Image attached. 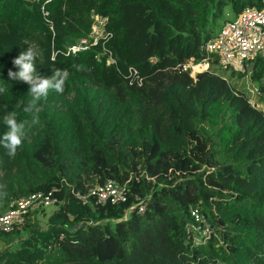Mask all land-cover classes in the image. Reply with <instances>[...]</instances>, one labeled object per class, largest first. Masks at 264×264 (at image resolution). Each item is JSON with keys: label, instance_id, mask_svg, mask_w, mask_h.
I'll list each match as a JSON object with an SVG mask.
<instances>
[{"label": "trees", "instance_id": "1", "mask_svg": "<svg viewBox=\"0 0 264 264\" xmlns=\"http://www.w3.org/2000/svg\"><path fill=\"white\" fill-rule=\"evenodd\" d=\"M244 6L261 0H0V135L5 110L32 119L22 110L30 86L8 78L14 58L32 46L38 74L69 72L63 94L40 102L16 155L0 147V213L36 191L53 189L57 201L45 229L30 225L29 212L0 233L11 241L27 231L0 264H264V111L214 71L182 69L217 66L201 47L225 8L235 16ZM94 17L105 18L96 43L63 55ZM247 66L264 106L263 59L230 75ZM128 67L140 85L128 83ZM108 179L124 185V202L75 197ZM134 195L143 212L126 213ZM190 207L209 224L203 245L184 228Z\"/></svg>", "mask_w": 264, "mask_h": 264}, {"label": "built area", "instance_id": "2", "mask_svg": "<svg viewBox=\"0 0 264 264\" xmlns=\"http://www.w3.org/2000/svg\"><path fill=\"white\" fill-rule=\"evenodd\" d=\"M95 18L97 21L95 19V22L92 23L87 37H82L68 46L64 52H61L63 55L75 54L96 43L102 34L105 18ZM97 32H99L98 35ZM201 49L206 53V59L209 58L208 55L212 54L216 58L217 66L232 71L243 72L246 63L256 57L264 60V0H261L260 7L244 6L231 19L225 20L214 35L204 42ZM105 61L108 64L114 62L110 57V53H108ZM205 63H207V60ZM182 69L186 71L190 67L187 66L186 69V65H183ZM127 72L130 77L129 84H141V77L135 68L128 67ZM52 193L53 189L48 192L36 191L13 199L8 204L7 209L0 213V233L11 232L24 222L29 212L46 208L57 202ZM74 195L82 203L92 199L95 203L101 205L104 203L119 204L126 200L124 185L112 179L90 187L84 194L75 193ZM133 198L137 203L131 205L126 213L134 206H137L139 213L143 212L142 200L135 195ZM188 214L189 221L184 228L191 243L195 246L205 244L211 234L208 222L196 207H190Z\"/></svg>", "mask_w": 264, "mask_h": 264}, {"label": "clouds", "instance_id": "3", "mask_svg": "<svg viewBox=\"0 0 264 264\" xmlns=\"http://www.w3.org/2000/svg\"><path fill=\"white\" fill-rule=\"evenodd\" d=\"M38 49L28 46L26 51H22L12 60L16 71L8 70V78L18 83L28 84V96L30 99L23 106V112L31 115V120H19L15 110H5L2 122L7 126V131L0 135V147L6 150V155L14 157L18 148L23 144L27 130L38 124V115L42 111L41 101L46 100L50 92L63 94L65 85L69 77V72L65 69L53 68L50 77L38 74L36 59ZM77 71H83V65H73ZM7 91L4 86H0V94Z\"/></svg>", "mask_w": 264, "mask_h": 264}, {"label": "rangeland", "instance_id": "4", "mask_svg": "<svg viewBox=\"0 0 264 264\" xmlns=\"http://www.w3.org/2000/svg\"><path fill=\"white\" fill-rule=\"evenodd\" d=\"M223 16L226 17V20H229V19H231L233 17L232 13L228 10V8L224 9ZM95 19L96 18L94 17V22H95ZM96 21H97V19H96ZM96 34L98 35L99 32H97ZM200 64L205 65V67L204 68L200 67L201 70H199V71L191 69V66H192V62L191 61H189V62H187L185 64L186 65V69H187V66L190 67V72L188 73L189 76L194 77V75L197 72H201V71H205V70L214 71L216 74L220 75L223 79L228 81L229 84L234 86L237 90L243 92L245 94V96L247 97V100H248V102L250 104H253L255 107H257V108L261 109L262 111H264V106H263L262 102L259 101V99H258V97L256 95L257 91H256L255 84L249 78V75H248L249 66L246 67V74H244L241 77H237L236 75L231 76L229 69H221L219 66H216V65L208 66V64L205 63V62H202ZM216 126H218L217 123H215V125L212 126V129H214ZM209 127H210L209 124H204V128L205 129L209 128ZM56 208H57V203L55 202L52 205L44 208L42 211H38V209L31 211V215L32 216H31V218L29 220L30 225L39 227L41 229H45L47 227V218H48V216ZM26 235H27V231L22 230L20 232V234L12 235L11 236V241H10V239L9 240H4V241L0 240V253L2 251H5V250L14 249L16 247V245H18L20 240L25 238Z\"/></svg>", "mask_w": 264, "mask_h": 264}, {"label": "bare ground", "instance_id": "5", "mask_svg": "<svg viewBox=\"0 0 264 264\" xmlns=\"http://www.w3.org/2000/svg\"><path fill=\"white\" fill-rule=\"evenodd\" d=\"M200 67H201V68H204L205 65H202V64L193 65L191 69H193V70H198V71H199V70H201ZM204 70H205V69H204Z\"/></svg>", "mask_w": 264, "mask_h": 264}, {"label": "water", "instance_id": "6", "mask_svg": "<svg viewBox=\"0 0 264 264\" xmlns=\"http://www.w3.org/2000/svg\"><path fill=\"white\" fill-rule=\"evenodd\" d=\"M186 72L189 73L190 72V69H187Z\"/></svg>", "mask_w": 264, "mask_h": 264}]
</instances>
